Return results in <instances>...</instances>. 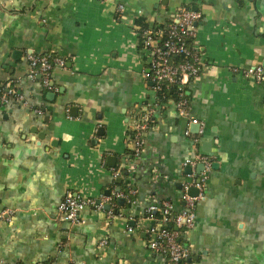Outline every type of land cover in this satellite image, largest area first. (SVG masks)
Wrapping results in <instances>:
<instances>
[{"label":"crops","instance_id":"0c3cea01","mask_svg":"<svg viewBox=\"0 0 264 264\" xmlns=\"http://www.w3.org/2000/svg\"><path fill=\"white\" fill-rule=\"evenodd\" d=\"M182 7L201 13L191 41L201 68L186 87L187 115L172 99L156 102L139 51L140 28ZM48 51L65 61L52 70L51 89L28 76L26 60ZM257 65L264 0H0V86L27 101L0 102V263L165 264L147 246L154 221L145 210L163 202L182 209L183 161L194 154L184 131L202 129L198 148L210 144L212 167L195 224L181 234L187 260L264 264V83L240 74ZM147 103L153 118L132 159L126 152ZM121 181L134 191L130 204L115 196ZM67 192L112 200L71 224L58 212Z\"/></svg>","mask_w":264,"mask_h":264},{"label":"built area","instance_id":"2783aa9c","mask_svg":"<svg viewBox=\"0 0 264 264\" xmlns=\"http://www.w3.org/2000/svg\"><path fill=\"white\" fill-rule=\"evenodd\" d=\"M121 7L120 5L119 8ZM200 19L199 11L182 7L176 16L166 23L142 26L139 33L141 41L139 51L149 68V78L156 92V102L162 106L165 101L172 99L177 112L181 115H187L190 108V101L185 96L186 87L201 68L199 49L191 42L196 36V25ZM26 60L28 76L34 78L39 75L42 86L47 89L53 88L52 70L65 65L64 59L54 51L42 54L31 52L26 55ZM234 71H238V69L234 68ZM240 74L255 83H264V65L240 69ZM169 87L175 89V95L172 98L164 93V90ZM9 101L27 105V101L14 87L5 89L4 86H0V102ZM35 112L40 113L41 110L35 109ZM153 114L154 107L148 103L138 114L140 119L134 127L132 137V150L136 158L139 157L143 149V133L148 129ZM189 123L195 124L198 121L194 117H190ZM184 133L192 139L194 154L186 157L183 161V166L189 167L190 172L186 174L187 179L181 186L182 209L174 213L170 203L163 202L160 205L150 203L145 210V217L154 221L147 229V246L153 253L162 256L165 259V264H190L187 260L189 255L187 248L180 242L179 237L195 224L196 205L204 198L205 183L212 167L211 157L201 153L198 148L202 129L198 131L197 135H191L188 129ZM198 165H201L202 168L197 169ZM112 175L115 178L119 173L113 169ZM190 188H194L196 194H190ZM133 193V190H129L127 194L116 193L115 196L133 202L130 199V195ZM111 200L110 196H104L100 202H96L93 198L80 197L67 192L58 204V212L65 221L76 224L81 222L83 209L86 207L101 209L102 202L109 203ZM157 210L162 213L160 218H155L152 215V212ZM171 224L175 226V229H172ZM127 230L131 231L132 228L128 227ZM106 242V239L103 238L100 240V245H104Z\"/></svg>","mask_w":264,"mask_h":264},{"label":"trees","instance_id":"16d2710c","mask_svg":"<svg viewBox=\"0 0 264 264\" xmlns=\"http://www.w3.org/2000/svg\"><path fill=\"white\" fill-rule=\"evenodd\" d=\"M175 89H174V87H169L168 89H165L164 90V93H165V95H167L168 97H174V95H175ZM185 96L187 97V99H189V97H188V95L186 94V92H185ZM127 154H128V156H129V158H132V159H136V157L134 156V151L133 150H127V152H126ZM124 171V178L127 176V173H126V170H123ZM122 171V172H123ZM123 178V179H124ZM118 186L121 188V192L122 193H128V190H129V187H127V185L126 184H124V182L123 181H121V182H119L118 183ZM130 199L131 200H133V197L131 196L130 197ZM127 204H130V201H128L127 202ZM152 215L155 217V218H160L161 216H162V213H161V211L159 210H157V211H155L154 213L152 212ZM171 226H172V229H175V226L173 225V224H171ZM171 228V227H170ZM179 230H181V229H179ZM179 239H180V242L183 244V242H182V239H181V237H179ZM184 245V244H183Z\"/></svg>","mask_w":264,"mask_h":264},{"label":"water","instance_id":"95a60500","mask_svg":"<svg viewBox=\"0 0 264 264\" xmlns=\"http://www.w3.org/2000/svg\"><path fill=\"white\" fill-rule=\"evenodd\" d=\"M191 128H193V129H197V128H198V124H193V125H191ZM204 145H205V144H203V146H204ZM209 146H210V144L208 143L207 146H206L207 149H204L205 146L202 148L203 153L206 154V155H210V154H211V153H210V152H211L210 149H208ZM214 166H216V163H214ZM201 168H202L201 165H198V166H197V169H201ZM185 171H186L187 173L190 172V168H189V167H186V168H185ZM119 180H120V179L118 178L117 181H119ZM189 193L192 194V195H194V194H196V190H195L194 188H190ZM106 194L109 195V194H110L109 191H106ZM123 200H124V199H123L122 197H119V198H118V201H120V202H123ZM105 207H106V208H109V205H106Z\"/></svg>","mask_w":264,"mask_h":264}]
</instances>
